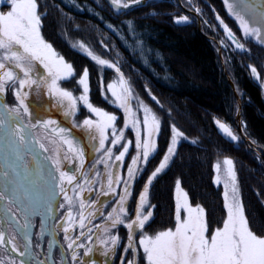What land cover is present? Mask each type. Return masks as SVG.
<instances>
[{"label":"snow or ice","instance_id":"1","mask_svg":"<svg viewBox=\"0 0 264 264\" xmlns=\"http://www.w3.org/2000/svg\"><path fill=\"white\" fill-rule=\"evenodd\" d=\"M223 2L238 22L242 37L264 45V11L259 13V19L246 18L237 10L236 0ZM108 3L114 11L120 12L142 4L143 0H108ZM0 4L9 8L6 12L0 11V140H4L9 148L6 163L0 164V180L5 184L4 190H0V200L7 201L8 211L12 210L17 198L24 202V222L17 220L16 223L24 231L29 245L32 240L28 229L35 227L27 214L29 202L33 198V190L38 192L41 187L44 168L38 167L35 174L30 172L27 164L23 165L24 173L18 169L19 162L23 160L22 152L32 153L35 145L44 152L49 150L35 136L34 130H43L49 133V142L56 146L54 156L44 157L51 160L56 173H48L54 181V189L49 190L44 204L46 211L52 213L54 192L63 197L58 208L64 209L67 205L61 228L66 247L71 252L69 264H98L91 258L96 252L105 258L103 264H107L116 256L117 250H121L120 264H140L141 252L144 264H264V236L258 235L250 226L240 195L235 162L230 157L214 164L215 183L220 185L223 182L224 188L226 215L220 226L210 229L205 208L190 203L188 193L177 179L174 227L149 233L147 229L153 218L151 209L155 207L149 202L150 186L169 167L182 140L197 144L198 139H189L175 123H171L167 147L143 189L134 197L132 185L144 170L140 165H148L150 158L159 154L161 118L134 93L118 61L103 58L84 41L72 43L73 49L99 66L98 75L104 68L114 70L116 75L111 81L105 82L99 75V87L104 100L123 112V125L118 128L117 114L94 105L90 99L88 67L78 72L74 64L42 35V16L46 13L39 10L38 0H0ZM216 19L227 38L221 40V44L228 47L227 41H231L239 51H248L241 38L218 14ZM174 23H189V17L178 16ZM128 24L130 32L135 34L132 22ZM247 68L255 79H262V73L255 65L249 64ZM67 82H74L75 87H65ZM9 95L13 97L11 103L7 100ZM152 99L159 104L154 95ZM133 101H136L135 105ZM81 106L91 114L82 120L77 118ZM53 110L71 127L62 126L61 121L53 118ZM236 111L239 112V105ZM214 123L224 136L239 142L240 136L226 122L214 118ZM243 127L242 124V130ZM73 129H80L88 142H95L92 149L101 154L95 164L103 165V176L95 170V165L85 170L86 147L74 135ZM126 130L134 134V139L126 138ZM130 148L135 154L126 164L125 157L130 155ZM33 160H36L34 154ZM121 168L126 170L125 175L119 171ZM89 171H95V175L89 177ZM21 176L31 188L21 182ZM98 182L100 189L93 196V186ZM85 193H88L87 197ZM101 196L116 199L105 201L99 198ZM132 199L135 200L134 208L129 204ZM106 207L110 211L105 214L103 209ZM97 214L103 218L102 226L93 224ZM121 226L127 230L126 237L119 233ZM77 227L80 229L78 235H70ZM81 238L85 242H81ZM15 240V235L6 236L0 231V246L11 245L12 252H18ZM26 251L27 245L25 252L19 254L23 256ZM46 260L47 257L38 264H46ZM0 264H5V261L0 260ZM7 264H15V260L10 258ZM60 264H65L64 260Z\"/></svg>","mask_w":264,"mask_h":264},{"label":"trees","instance_id":"2","mask_svg":"<svg viewBox=\"0 0 264 264\" xmlns=\"http://www.w3.org/2000/svg\"><path fill=\"white\" fill-rule=\"evenodd\" d=\"M77 1L91 3L115 24L131 19L138 25L152 27L156 37L150 38V41L165 57L170 72L180 80L179 86L173 88L155 79L134 61L97 18L85 12H75L59 0H38L39 10L46 13L42 16V35L74 64L78 72L88 67L90 99L94 105L109 112L115 110L100 93L99 75L108 82L110 76L116 74L113 69L104 68L98 75L99 66L70 46L75 42L84 41L103 58L118 61L134 93L161 118L159 154L150 158V163L140 172L138 194L167 147L171 123H175L189 139H198L197 144L182 140L169 167L150 186L149 202L155 207L151 209L153 218L148 230L154 233L174 226L177 179L188 193L190 203L205 208L210 229L220 226L226 213L222 191L213 182V165L218 158L230 157L235 162L250 226L258 235L264 236V94L247 68L252 64L262 73L264 46L250 41L246 45L248 51L241 52L228 44V48L222 50L224 70L217 42L226 37L216 19L217 14L238 37L242 36L237 21L228 13L223 0H188L199 9L202 16L200 23L184 0H146L120 12L114 11L108 0ZM185 15L191 20L190 23H174L176 17ZM64 86L73 88L75 84L67 82ZM153 95L159 104L152 99ZM238 99L241 103V120L245 124L244 134L249 142L236 129ZM115 114L119 117L120 127L122 112ZM214 118L226 122L240 136L239 142L225 138L215 125Z\"/></svg>","mask_w":264,"mask_h":264},{"label":"rangeland","instance_id":"3","mask_svg":"<svg viewBox=\"0 0 264 264\" xmlns=\"http://www.w3.org/2000/svg\"><path fill=\"white\" fill-rule=\"evenodd\" d=\"M59 1L64 6H66L67 8H69L71 10H74L75 12H78V13H84L85 12L88 15H90L92 17H95L99 21H101L104 24V26L118 39L119 44H121V46L130 53V55L133 57L134 61H136L143 68H145L155 79L160 81L162 84L167 85L169 87H173V88H177L179 86L180 80L178 78H176L170 72V67L167 64L165 57L159 51V49H157V47L154 44H152V42L150 41V38L154 39L156 37L155 32H154L152 27L147 26V25H138L134 20H131V19H124L120 23L115 24V23L111 22L107 18V16L105 14H103L101 11L97 10L95 8V6H93L89 2H78L77 0H59ZM143 1H146V0H143ZM178 1H180V0H178ZM183 2L186 3L187 6H189L191 8V12H193V14L196 16V18L198 19V21L200 23V19H201L202 16L200 15V13L198 11H196V8L194 7V5L191 4L188 0H184ZM259 2H260V0H236L237 10L241 11L242 14H245L246 18L259 19V13L261 12L260 10H261V7H262L261 2L260 3ZM253 4H255V5H253ZM8 10H9V8H8L7 5L0 4V11L6 12ZM189 11H190V9H189ZM263 11H264V9H263ZM129 21L132 22V26L135 29V34L130 32V30H129V24H128ZM203 21L207 24V22L205 20H203ZM190 22H191V20L189 19V23ZM237 24H238V22H237ZM109 25H111L112 27H109ZM222 29H223V27H222ZM239 31H240V29H239ZM240 33H241V31H240ZM225 40H227V38H225ZM250 41L256 42L252 38H249V39L245 40L243 37H241V42L245 43V45L250 43ZM138 42H140L139 45H138ZM227 44L231 45L234 49H236L235 45H233L231 43V41H227ZM259 45H261V44H259ZM227 48L228 47H224V45L221 44V40L217 42V50H218V53H219V55L221 57L224 70H225V65H224L225 63H224V60L222 58V56H223L222 55L223 54L222 50L223 49L226 50ZM110 78L111 79L109 81L114 79L115 76L111 75ZM255 80L258 81L257 79H255ZM258 82H259V84H260V86L262 88L263 94H264V68H263V71H262V79L260 81H258ZM231 83H232V86H233V82L232 81H231ZM7 100H8L9 103H11L12 100H13V97L11 95H9L7 97ZM133 104L135 105L136 101H133ZM238 104H239V112H237V114H236V119L238 120L236 129H237L239 135L242 138H244L245 141L249 142L250 140L244 134V128L245 127H243V130H242V124H243V126H245V124L241 120V106H240L241 103H240V99H238ZM110 105H111V107H113L115 109L113 111L114 113L115 112L116 113L122 112V110L116 108L114 105H112V104H110ZM83 110H84V112H82ZM52 115H53V118L58 119L59 121L62 122V126L71 127V125L67 121H65L64 118L59 113L55 112V110H53ZM90 115L91 114L88 113L87 110L81 106V109H80V112L77 115V118L82 120L86 116H90ZM122 116H123V112H122ZM118 124H119V122L117 121V125ZM122 125H123V120L120 122V127H122ZM34 132H35V136L41 142H43L45 144V146L49 149L46 152L48 154V157L54 156V151H55V147L56 146L49 142V140L51 139L49 133H47V132H45L43 130H34ZM73 133H74V135H76V137L78 139L81 140V142L84 145H85V142H86V144H88V146L90 148L89 153L91 152V159H90V161L88 163V166H86V169L88 170L93 165H95V170H98L100 172L101 171L104 172L103 165L95 164V161L97 159H99V157L101 155L100 153H97V152L93 151V149H92L91 145L93 143H95V142H88L86 140L85 134L80 129H73ZM220 133H221V131H220ZM125 135H126V138H128V139H134V134L131 131H129V130L125 131ZM224 137L227 138L228 140H230L228 137H226V136H224ZM85 147H86V145H85ZM115 151H116V149H114V152ZM129 151H130V155L125 157V163L126 164L130 163L131 155L135 154V152H134V150L132 148H130ZM223 158L224 157L218 158V160H222ZM28 160L30 161V157H28ZM145 166L146 165H143V164L140 165V167L143 168V169L145 168ZM122 170H124V172ZM119 171L121 172L122 175L126 174V170L124 168L119 169ZM213 171H214L213 182H214V184L217 187H219L221 189L222 196H223V192H224L223 182L220 185H217L215 183L216 173H215V170H214V165H213ZM89 173H95V172L94 171H89ZM139 175H140V173L138 174V176ZM138 176H137V180H138ZM137 180L135 181L136 183H137ZM175 195H176V193H175ZM240 195H241V192H240ZM225 213H226V210H225ZM0 231L5 232V229L1 228V224H0ZM11 232H14V230L8 229V234L9 235H11ZM10 258H12V257L8 254V252L6 251L5 247L0 246V260L5 261V264H7V261ZM12 259H14V258H12ZM15 264H18L17 261H16Z\"/></svg>","mask_w":264,"mask_h":264},{"label":"flooded vegetation","instance_id":"4","mask_svg":"<svg viewBox=\"0 0 264 264\" xmlns=\"http://www.w3.org/2000/svg\"><path fill=\"white\" fill-rule=\"evenodd\" d=\"M262 7L260 11H263L264 9V0H260ZM259 2V3H260ZM255 5V4H253ZM6 154V153H5ZM47 154V153H46ZM6 155H5V163H6ZM28 157H30V161L28 160ZM48 157V154H47ZM91 159V152H86V164H85V170L86 166H88V163ZM51 162V160H50ZM32 163V155L29 153L24 154L23 156V160L21 162H19V171L21 173H24V164H27L28 166H30ZM0 164L2 163V159H0ZM52 164V162H51ZM30 169V172L32 173L33 170ZM53 170L55 171V169L53 168ZM37 170H35L36 172ZM124 172V170H122ZM95 172V171H94ZM102 175H103V171H101ZM56 174V173H55ZM95 175V173H89V177H93ZM19 179L21 180V182L23 184H25L26 187L31 188V185L28 184L27 181L23 180V177H19ZM94 191L92 193V195L94 196L96 192L99 191L100 189V184L99 182L96 183L94 186ZM53 189L51 186V183L49 182V180L45 177L43 178V181L41 183V187L38 190V192L36 190L34 191V195L32 200L29 202V207L33 206L36 210V213H34L33 217H30L29 214V218L32 222L33 225H35V227H32L30 229H28V234L31 236V240L32 243L31 245V249H32V255L34 256L35 259L29 257V255L27 254V251L25 253V255L21 256L19 253L20 252H25V241L23 239V236L21 233H24V231L22 229L18 230L15 228V226L8 221V218L5 217V234L6 236H11V235H15L16 236V240L15 243L19 249L18 252H12L11 250V245H8L9 248H6V251L8 252V254L14 258L15 263L17 261L18 264H21V262H23V257L27 258V264H38V261L40 260H45V258L47 257L46 260V264L49 262V257H51L53 264H60L61 260H64L65 264H69L70 261V256H71V252L70 250L67 249L66 244L67 242L63 239L64 233L62 231L61 226L64 224V215L67 212V205L65 206L64 209H59L58 208V203L63 202V198L61 195H55L53 192V202L54 206H53V212L52 213H48L46 211V207L44 204V200L47 198L48 194H49V190ZM121 189H118V191H120ZM132 191H133V196L136 197L138 195V191H137V183L134 182L132 185ZM69 195H72L71 192H69ZM85 196H88V193H85ZM101 200H105V201H114L116 198L115 197H99ZM129 204L132 206V208L135 207V200L132 199L129 201ZM5 207L6 209H8V204L7 201H5ZM19 209V211L17 210ZM8 211V210H7ZM74 211V215H75V209ZM103 211L105 212V214L110 211V208H104ZM8 213L10 214V216L14 219V221L16 222L17 220L20 221V223H23V217H24V202L21 201L19 198L16 199L14 206H12V210L8 211ZM13 213H15V216H13ZM53 216L55 217V219L53 218ZM41 221H43V227L41 228ZM104 221L103 218L100 217L99 214H97L96 218L93 220V224H99V225H103ZM0 224H1V220H0ZM55 226V227H54ZM1 228L3 229L2 225ZM8 229H12L14 230V232H11V235L8 234ZM148 230V229H147ZM80 229L77 227L75 232L70 233V235L72 236H76L78 235ZM95 233V229L93 230ZM149 233H152L151 231L148 230ZM119 233L121 235V237H126L127 234V230L125 228H123V226H121L119 228ZM95 234L93 235V240H95ZM49 242H51V247L49 246ZM81 242H85L84 238H81ZM37 244L39 246H37ZM83 251V250H80ZM121 255V250H117V254L115 257H113L112 259L107 261V264H120V260L119 257ZM92 259H95L98 264H103L105 258L102 257L99 252H96L93 254V256L91 257ZM88 259V258H85ZM23 264H25L23 262ZM140 264H144V261L142 259V252H141V259H140Z\"/></svg>","mask_w":264,"mask_h":264},{"label":"water","instance_id":"5","mask_svg":"<svg viewBox=\"0 0 264 264\" xmlns=\"http://www.w3.org/2000/svg\"><path fill=\"white\" fill-rule=\"evenodd\" d=\"M231 85H232V83H231ZM85 145H86V151L89 152L90 148H89L88 144H86V142H85ZM37 146L38 145L33 146V152L29 153L32 155V163L29 166V168H31V170H33L32 174H35L36 173L35 170H37L38 167L41 166L40 155H43L44 157L47 156L46 152H44L42 149H41L42 152L40 151V155H39V150L37 149ZM8 153H9V148H8L7 143L4 140H0V159H2L3 164H5V155L8 156ZM26 153H28V152H22L23 156ZM33 154L36 156L35 161L33 160ZM48 162L51 163L49 160H48ZM4 187H5L4 181L0 180V190H4ZM54 203H55V201L53 202V206H54ZM0 215L4 220H5V217H7L8 221H10L15 226L16 229L20 230V228L17 226V223L14 221V219L8 213V211L5 207V201L4 200H0ZM21 234H22L23 239L25 241V245H27V254L29 255V257L35 259L34 256L32 255L31 245H29L28 241L25 240L24 233H21ZM3 247H5V246H3ZM47 264H53L51 257H49V262Z\"/></svg>","mask_w":264,"mask_h":264},{"label":"bare ground","instance_id":"6","mask_svg":"<svg viewBox=\"0 0 264 264\" xmlns=\"http://www.w3.org/2000/svg\"><path fill=\"white\" fill-rule=\"evenodd\" d=\"M37 149L39 150V155H40V151L41 149L39 148V146H37ZM42 152V151H41ZM22 157L23 154L21 153ZM40 160H41V166H43L44 168V175L45 177L49 180V182L51 183L52 188L54 189V181H52V179L50 178V176H48V173H51L52 175H55V171L53 170V166L51 163L48 162V160L44 159L43 155H40ZM50 161V160H49ZM35 208L33 206L29 207L28 210V214L30 217H33L34 213H36V210H34ZM0 220H1V225L3 227V229H5V220L1 217L0 215ZM6 248H9L8 245L5 246ZM23 262L25 264H27V258L23 257Z\"/></svg>","mask_w":264,"mask_h":264}]
</instances>
